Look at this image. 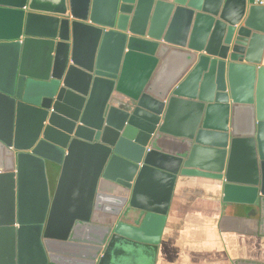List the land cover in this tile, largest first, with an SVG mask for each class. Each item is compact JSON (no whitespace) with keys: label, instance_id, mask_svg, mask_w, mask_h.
<instances>
[{"label":"water","instance_id":"1","mask_svg":"<svg viewBox=\"0 0 264 264\" xmlns=\"http://www.w3.org/2000/svg\"><path fill=\"white\" fill-rule=\"evenodd\" d=\"M263 49L252 0H0V264H154L181 177L264 236Z\"/></svg>","mask_w":264,"mask_h":264},{"label":"crops","instance_id":"2","mask_svg":"<svg viewBox=\"0 0 264 264\" xmlns=\"http://www.w3.org/2000/svg\"><path fill=\"white\" fill-rule=\"evenodd\" d=\"M264 62V49L262 53ZM236 95L243 97L250 87L237 74ZM57 171H52L53 189ZM232 205L222 204L217 181L181 177L173 191L154 264H233L235 260L264 263V236L255 223L241 220ZM124 264H146L142 257Z\"/></svg>","mask_w":264,"mask_h":264},{"label":"built area","instance_id":"3","mask_svg":"<svg viewBox=\"0 0 264 264\" xmlns=\"http://www.w3.org/2000/svg\"><path fill=\"white\" fill-rule=\"evenodd\" d=\"M252 4L256 6H264V0H252Z\"/></svg>","mask_w":264,"mask_h":264}]
</instances>
